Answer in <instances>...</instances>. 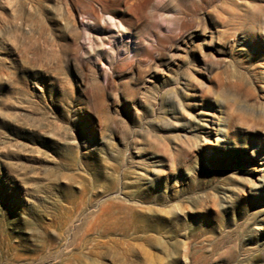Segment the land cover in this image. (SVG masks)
<instances>
[{"label": "rangeland", "instance_id": "rangeland-1", "mask_svg": "<svg viewBox=\"0 0 264 264\" xmlns=\"http://www.w3.org/2000/svg\"><path fill=\"white\" fill-rule=\"evenodd\" d=\"M198 1L196 35L167 0H0V264H264V0Z\"/></svg>", "mask_w": 264, "mask_h": 264}, {"label": "bare ground", "instance_id": "bare-ground-1", "mask_svg": "<svg viewBox=\"0 0 264 264\" xmlns=\"http://www.w3.org/2000/svg\"><path fill=\"white\" fill-rule=\"evenodd\" d=\"M201 1H206V0H201ZM151 0H140L139 2V8L142 10V14L144 13V8L148 7L149 4H150ZM81 3V2H80ZM201 4L202 2L198 1V0H167L166 3H164L161 7L159 8H156V12H155V16L158 14V16H161V15H165V21L167 22H174V20H171L170 18H168L167 15H170L169 13L170 12H173L174 10L178 9L179 10V13L180 15L182 14L181 17H183V20L181 22V25L180 28H181V32L187 28L188 26L192 25L194 26L196 29V35L200 34V33H204L206 31V25L203 21V18L201 16V10L203 7H201ZM81 6V5H80ZM84 10V9H83ZM82 10V11H83ZM152 10V9H151ZM91 11V10H90ZM89 11V12H90ZM147 11V10H146ZM87 12V10L84 11V13L86 14V16L90 15V13L92 12ZM157 13V14H156ZM160 14V15H159ZM92 15V14H91ZM152 17V15H150ZM147 17V16H146ZM87 18V17H86ZM90 18V17H89ZM88 18V19H89ZM104 18V17H103ZM113 16L112 14L110 15H107L105 17V19L107 21H111L112 23L111 24H114L115 26H118L117 23L115 21H113ZM157 18V17H156ZM163 20V19H161ZM176 22V21H175ZM149 23V21H148ZM147 23V24H148ZM109 24V23H108ZM107 25V24H106ZM113 26V25H112ZM123 26V25H122ZM108 30L114 34V29L111 27V26H108L107 27ZM122 28V27H121ZM95 29V30H94ZM94 32H102V29L100 28H93ZM121 30L122 29H118ZM211 31V36H212V40H214V31L210 30ZM93 32V31H91ZM105 32V31H104ZM110 33V34H111ZM97 34V33H96ZM88 35H89V32H88ZM91 35V34H90ZM105 35V34H104ZM119 35H121V37H124V32H121ZM178 34H166V36L164 38H157L158 40V44L159 43H165L167 45H170V46H173L174 44V40H175V37H177ZM96 36H99V35H96ZM116 36V35H115ZM217 38L218 35L216 36ZM100 38V36L98 37ZM97 38V39H98ZM113 38H114V35H113ZM91 40V39H89ZM99 40V39H98ZM94 42V40H93ZM96 43V42H95ZM101 44V43H100ZM158 54L161 55L162 54V51L160 50V47L157 46L155 47ZM94 49V48H93ZM155 50V49H154ZM150 54H151V51L149 49H146L145 50V55L149 58L150 57ZM140 62V61H139ZM157 62L156 59L154 58H151L150 59V62H149V66L151 67L152 64H155ZM211 66L209 65V63H205V66L204 68L205 69H209ZM190 72H187V73H184L178 80L177 82V85L175 87V89H171V87H167L165 85V83H162L160 85V90L161 92L164 93V96L163 98L167 99V101H170L171 103V107H169L165 114V120H167V122H170L172 121V117H173V114L175 113L176 110H184V102H183V99H182V94L185 95L187 93V89L188 87H190ZM171 81H174V78L171 80ZM170 83V82H169ZM171 84V83H170ZM208 92V91H206ZM206 92L204 93V95H206ZM158 93V90L157 89H152L151 91V94H148L149 97H153V99L155 100V94ZM149 102V101H148ZM147 109L149 111H154V105L153 103H147ZM181 122V121H180ZM183 122V120H182ZM181 125H183V123H181ZM205 125H208V124H205ZM219 130L221 131V133L223 134V138H224V130L222 127L219 128ZM263 181H260V186H264V179H262Z\"/></svg>", "mask_w": 264, "mask_h": 264}]
</instances>
